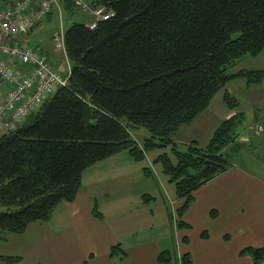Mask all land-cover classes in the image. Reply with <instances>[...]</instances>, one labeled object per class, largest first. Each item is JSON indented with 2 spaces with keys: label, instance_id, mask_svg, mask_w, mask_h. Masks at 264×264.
<instances>
[{
  "label": "trees",
  "instance_id": "trees-1",
  "mask_svg": "<svg viewBox=\"0 0 264 264\" xmlns=\"http://www.w3.org/2000/svg\"><path fill=\"white\" fill-rule=\"evenodd\" d=\"M66 1L73 10L76 0ZM83 1L114 14L90 29L91 16L82 11L85 21L55 30L53 43L61 32L70 62L67 83L16 129L0 134V240L47 220L58 203L75 197L87 166L123 149L135 160L158 150L153 161L183 199L177 208L182 213L195 189L233 166L222 150L236 136L243 114L221 120L203 145L191 140L178 148L177 129L203 111L228 80L250 85L264 79L263 68L234 70L243 56L264 50V0ZM57 3L14 38L19 45ZM222 100L231 109L239 105L227 91ZM139 127L147 131L140 142L130 134ZM93 212L99 216L96 208ZM240 252L253 264L264 259L263 246L247 245ZM109 254L126 255L116 245ZM157 259L164 263L170 256L161 251ZM20 260L0 254L3 264ZM179 264H193L188 252Z\"/></svg>",
  "mask_w": 264,
  "mask_h": 264
},
{
  "label": "crops",
  "instance_id": "crops-1",
  "mask_svg": "<svg viewBox=\"0 0 264 264\" xmlns=\"http://www.w3.org/2000/svg\"><path fill=\"white\" fill-rule=\"evenodd\" d=\"M39 51L64 71L55 62L54 43ZM258 55L244 57L242 65ZM232 80L224 87L241 102L230 85ZM234 80L246 90L252 118L259 117L257 113L264 116V79L250 85ZM221 105L181 126L175 134L177 142L199 143L192 136L186 138L183 131L204 120L209 124L199 144H205L211 130L234 112ZM153 159L154 154L146 152L142 160H135L123 149L87 166L75 197L58 203L47 220L32 221L21 233L8 234L1 254L20 256L14 264H179L184 252L193 264H253L240 250L247 245L264 247V171L256 165L235 164L195 189L191 201L178 214L183 199L176 197L173 183L161 175V166ZM152 174L165 194L157 210ZM169 183L172 191L167 189ZM171 213L184 225L178 226ZM113 245L126 255L111 256ZM161 251L170 256L167 262L158 261Z\"/></svg>",
  "mask_w": 264,
  "mask_h": 264
},
{
  "label": "built area",
  "instance_id": "built-area-1",
  "mask_svg": "<svg viewBox=\"0 0 264 264\" xmlns=\"http://www.w3.org/2000/svg\"><path fill=\"white\" fill-rule=\"evenodd\" d=\"M53 2L56 0H0V83L4 89L0 99V134L16 129L59 86L67 83L69 69L64 74L38 49L19 45L14 39L31 29ZM76 2L91 16L86 23L90 29L114 14L104 5L90 6L83 0ZM54 41L55 48L65 54L61 32L54 36ZM16 62L26 68H19Z\"/></svg>",
  "mask_w": 264,
  "mask_h": 264
},
{
  "label": "rangeland",
  "instance_id": "rangeland-1",
  "mask_svg": "<svg viewBox=\"0 0 264 264\" xmlns=\"http://www.w3.org/2000/svg\"><path fill=\"white\" fill-rule=\"evenodd\" d=\"M58 2L59 3L55 5L56 8L53 9V12L50 14V16L48 18L47 17L43 18L35 27H33L31 32L27 36L21 38L20 40L21 43L32 44L39 48L40 46L41 48L47 46L49 47L51 43L53 44L52 36L56 29L61 30L62 27H66L73 21H85L87 19L85 14H83L84 12H82L81 8L76 4V2L73 1L74 5H73V10L71 11H69L70 9H68L66 6V4L69 3L68 1L58 0ZM56 54L58 55V57L55 58V62L58 61L60 66L64 68L63 69L64 74H67L68 69L70 70V62L68 61V59H66L65 55L61 50H57ZM246 56L249 55L243 56L241 60L237 63V65L234 67V70L241 68H255L257 66L259 67L264 66V50L260 52V54L255 58L253 57H249L250 59L247 58V60H249L247 63L243 62L244 65H248L249 67H246L241 63L242 59ZM50 61L53 62L54 60L53 61L50 60ZM235 79H239V78H235ZM230 85L234 90V92L236 93V95L238 96V98L241 99V102H239V100L237 99L239 105L235 109H232L234 110L232 114L240 111L243 114V120L241 125L238 127V129H236V136L234 137V139L228 145H226L222 151L225 153L227 159L231 162V165L240 164L247 167L251 165H256L258 166L259 169H261V171H264V118H263L264 116H261L260 113H257L259 117L256 118L255 116V120H254L251 116L252 108L250 106V102H249L250 100L248 99V95L246 93L245 88L243 86H239L237 81H235L234 79L230 81ZM224 86L225 84L213 94L206 108L203 111H201L193 120H196L198 116H200L203 112L207 111L210 108L213 110L216 109L218 105H221L220 101L223 103L222 100L223 93L225 91L229 92V90H227L226 87ZM2 87L3 84L0 83V99L3 96V92H4V89ZM256 89H259V87H256ZM223 105L227 107L224 103L221 106L223 107ZM253 113H255V110H253ZM193 120L191 122H193ZM190 123L185 125H189ZM208 124H209L208 121L206 123L204 120L203 121L199 120L197 124L188 127L189 129H185L183 131V135L186 138L192 136L196 138L199 141V143H201L206 135L205 128L208 126ZM217 125L215 126V128L217 127ZM213 130H211V133ZM130 134L133 138H135L138 142H140L142 137L147 134V131L145 128L139 127L130 130ZM188 142L189 141L178 143V148L184 149L185 147L182 146V144ZM167 151L169 152V156L172 159H174L173 153L168 149ZM148 152L155 155L158 152V150H149ZM143 163H147V160H144ZM158 165L161 166V164ZM160 173L162 176H164V178H166L167 176L166 174L162 172ZM150 177L153 178V180L155 181V190L153 195L156 196L157 199V202L154 206L155 210H157L156 206H158V204L163 205V197H165L164 196L165 194H164V190L159 186L158 180L156 179L155 175L152 174L150 175ZM167 180H168V176H167ZM167 182H171V181L168 180ZM172 187L173 185L170 184L169 187L167 188L168 191L170 190L172 191ZM2 241L4 240L2 239L0 240V254L3 253V248H4L3 246H5L2 245ZM11 246L12 245L9 243L8 247Z\"/></svg>",
  "mask_w": 264,
  "mask_h": 264
},
{
  "label": "bare ground",
  "instance_id": "bare-ground-1",
  "mask_svg": "<svg viewBox=\"0 0 264 264\" xmlns=\"http://www.w3.org/2000/svg\"><path fill=\"white\" fill-rule=\"evenodd\" d=\"M59 3V2H58ZM62 9V8H61ZM68 12V11H67ZM66 13V12H65ZM65 30V29H64ZM32 42V41H31ZM39 42H41V41H39ZM50 61V60H49Z\"/></svg>",
  "mask_w": 264,
  "mask_h": 264
}]
</instances>
